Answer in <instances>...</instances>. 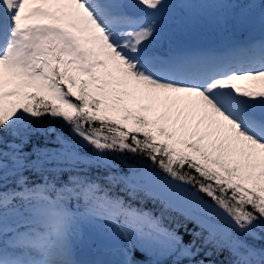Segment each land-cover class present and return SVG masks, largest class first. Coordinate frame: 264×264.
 Instances as JSON below:
<instances>
[{"label":"snow or ice","instance_id":"obj_1","mask_svg":"<svg viewBox=\"0 0 264 264\" xmlns=\"http://www.w3.org/2000/svg\"><path fill=\"white\" fill-rule=\"evenodd\" d=\"M224 252L264 264V0H0V264Z\"/></svg>","mask_w":264,"mask_h":264},{"label":"trees","instance_id":"obj_2","mask_svg":"<svg viewBox=\"0 0 264 264\" xmlns=\"http://www.w3.org/2000/svg\"><path fill=\"white\" fill-rule=\"evenodd\" d=\"M198 30V29H197ZM204 37H208V34L205 35V36H201V38H204ZM137 160H141L143 163H149L148 161L146 160H143L141 157H131L129 156L128 157V165L129 166H132L136 163ZM134 203H136L137 205H141V206H144V210L145 211H155L157 212V214H159L160 212V207L159 205L155 204L153 201L151 200H138V201H134ZM177 221L180 222L181 225L187 223V227L189 230H191L192 228L195 227V225L191 222H186L182 216H179L176 212H169V211H165V224L168 225L169 227H175L176 224H177ZM178 232L180 235H183L185 240L187 241L189 239L188 235L186 234L185 232V229L184 227H179L178 228ZM259 243V242H257ZM219 260L221 261H224L225 264L228 260V253L227 252H224L223 255L217 257Z\"/></svg>","mask_w":264,"mask_h":264},{"label":"rangeland","instance_id":"obj_3","mask_svg":"<svg viewBox=\"0 0 264 264\" xmlns=\"http://www.w3.org/2000/svg\"><path fill=\"white\" fill-rule=\"evenodd\" d=\"M179 2V0H178ZM192 2H196V0H192ZM208 34V30L206 29H196L186 36V40L189 43H201L207 40L208 37L201 38V36H205Z\"/></svg>","mask_w":264,"mask_h":264}]
</instances>
